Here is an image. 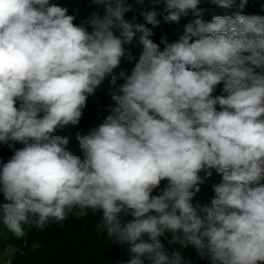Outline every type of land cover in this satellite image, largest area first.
Wrapping results in <instances>:
<instances>
[{
    "label": "clouds",
    "instance_id": "1",
    "mask_svg": "<svg viewBox=\"0 0 264 264\" xmlns=\"http://www.w3.org/2000/svg\"><path fill=\"white\" fill-rule=\"evenodd\" d=\"M200 2L150 0L137 23L127 0H90L77 24L79 10L51 0H0V143L23 145L0 163V220L15 238L90 210L110 243L128 245L121 264H191L161 238L209 264H264V16L205 21ZM188 16L178 39L153 42L146 25ZM134 38L131 73L113 74ZM106 77L124 83L102 123L77 134L82 160L56 132L79 123ZM211 169L222 175L214 198L194 204Z\"/></svg>",
    "mask_w": 264,
    "mask_h": 264
},
{
    "label": "trees",
    "instance_id": "2",
    "mask_svg": "<svg viewBox=\"0 0 264 264\" xmlns=\"http://www.w3.org/2000/svg\"><path fill=\"white\" fill-rule=\"evenodd\" d=\"M69 7V14H75L78 11V17L74 23H79L81 19L85 18L95 8H90L87 5L90 0H62ZM132 5L135 11H128L125 13V19L130 22L135 18L137 23H145L143 17L140 15L141 7H148L150 0H141L138 4L137 0H127ZM240 0H234L233 6L229 9L220 8L211 3V0H201L198 7L204 9L203 19L210 21L214 15H226L236 11H242L247 15H261L264 16V0H247L243 9L239 8ZM161 6H156L159 11ZM158 27L153 28L151 25H146L152 29L154 35L151 37L153 42L160 45L163 49V44H160L162 37L166 38L168 42L175 41L182 30V26L186 24L193 17H182L179 24L165 23L162 17ZM118 34V33H115ZM131 53V58L123 57L120 65L114 69L113 74L124 71L130 74L132 68L137 62L142 46L134 42L125 46ZM124 81L117 79V85L109 84V78H105L102 84L88 96L86 106L82 113V118L79 123L72 126L69 130H57L56 134L70 136L67 149L75 156L84 158L83 151L79 146L76 139L77 134L83 136L87 135L91 130L98 127L104 118L110 114L111 108L115 106V102L111 99V92ZM222 84L217 86L213 95H220ZM18 106V105H17ZM219 110V106H216ZM23 145L15 143L12 148L7 144L0 143V163L7 162L13 155L15 149L22 148ZM212 175L204 180L200 185V191L194 197L193 203L200 204L201 206L210 205L211 200L214 198L213 185L219 184L222 181V175L218 174L215 169L210 170ZM203 177L204 173H200ZM264 184V179L260 181ZM166 184V181L161 182V186ZM153 194H156L155 190ZM0 202L4 203L3 194L0 193ZM125 220L131 217H125ZM101 222L99 213H93L89 210L88 215L83 217H75L72 214L60 223H52L47 226L43 231L25 225L26 236L25 240H19L10 233L0 220V264H5L2 261L7 258L6 253L9 249H18L11 257V264H121V262L128 259V245L110 243L106 233L100 231L97 225ZM162 243L169 250H178L182 258L191 262V264H209L207 258H200L197 255L196 249L192 245L184 248L169 245L168 241L161 238ZM33 241H40L42 247L35 252L31 251ZM23 252V254H21Z\"/></svg>",
    "mask_w": 264,
    "mask_h": 264
},
{
    "label": "built area",
    "instance_id": "3",
    "mask_svg": "<svg viewBox=\"0 0 264 264\" xmlns=\"http://www.w3.org/2000/svg\"><path fill=\"white\" fill-rule=\"evenodd\" d=\"M51 3L57 4L62 7H66L69 11V6L66 3H64L62 0H51Z\"/></svg>",
    "mask_w": 264,
    "mask_h": 264
},
{
    "label": "rangeland",
    "instance_id": "4",
    "mask_svg": "<svg viewBox=\"0 0 264 264\" xmlns=\"http://www.w3.org/2000/svg\"><path fill=\"white\" fill-rule=\"evenodd\" d=\"M0 204H1V202H0ZM2 256H1V254H0V258H1ZM7 259V258H6ZM6 259H4L2 262L3 263H5L6 262Z\"/></svg>",
    "mask_w": 264,
    "mask_h": 264
}]
</instances>
